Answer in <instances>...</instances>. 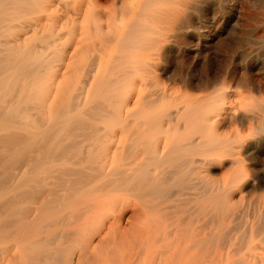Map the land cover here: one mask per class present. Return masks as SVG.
<instances>
[{
	"label": "bare ground",
	"instance_id": "obj_1",
	"mask_svg": "<svg viewBox=\"0 0 264 264\" xmlns=\"http://www.w3.org/2000/svg\"><path fill=\"white\" fill-rule=\"evenodd\" d=\"M209 3L0 0V264L122 263L149 214L151 264H264V0H243L260 65L180 98L140 79L170 78Z\"/></svg>",
	"mask_w": 264,
	"mask_h": 264
},
{
	"label": "rangeland",
	"instance_id": "obj_2",
	"mask_svg": "<svg viewBox=\"0 0 264 264\" xmlns=\"http://www.w3.org/2000/svg\"><path fill=\"white\" fill-rule=\"evenodd\" d=\"M104 17H105V15L102 18H104ZM195 18H197V16ZM201 18H202L201 21L203 22V24L201 26V34L199 36H196V35L193 36L192 35L190 38L187 39V45L186 46H185V44L181 45L179 47L180 50L176 49L170 56L167 57V59L165 57V59H164L165 61L164 60L162 61L163 63H165V65H166V67L170 73V78L167 77L166 75H164L163 73L155 70L151 73H148L144 77H141L140 79H142L141 80L142 83H144V84L148 83V85H150L152 87L156 86L159 88H164L167 91L171 92V95H173L174 97L180 98L185 93V90L183 89L184 88L183 86H185L184 83H186L187 80H190V78H191V81H187V82H191L193 84H196V82L198 83V81L200 82L201 80L206 79L207 77L214 76V75L217 77H221L223 75V73L225 72L224 68H226L225 70L227 73L225 72V75H223V77H226L234 69H237V71H241V70H245V69H250L253 66L255 67V66L260 65L262 63L261 62L262 61L261 48H262V44H263V42H262L263 39L261 36V31L257 27V24L254 23V21H255L254 17H252L249 13H246V10L243 7V0H241L240 2H236V4H235V0H222V1L221 0H212V3L207 4V6L205 7V11L203 12ZM63 20L65 23H67V21H66L67 18H64ZM249 23H251V24H249ZM77 29H79V27H77ZM63 30H64L63 31V34H64L69 29H68V27H65ZM255 32L258 34H256ZM237 33L239 36L237 35ZM252 34H254V35H252ZM236 37H238V38H236ZM243 37H246V38H244V40H243ZM234 38H236V39H234ZM238 40H240V42ZM234 50H235V52H233ZM226 52H228V53H226ZM180 65H181V67H180ZM184 67H186L185 70H182V69H184ZM180 68L182 70V73H181ZM216 70H217V72H216ZM214 72H216V73L214 74ZM176 73H178V74H176ZM197 77L199 79H197ZM171 78L175 79L176 81H173V79H171ZM213 168H211V169H213ZM211 169H209V171ZM263 169H264V163L260 167V172L262 173V179L259 181V183L258 182L254 183V186L256 184V186H255L256 189L253 188V190H254L253 192H255V193H258L259 191H262V190L264 191V185L262 184V183H264V174H263L264 171H263ZM209 171L208 170L206 171L207 177L211 178ZM217 172H219V171H217ZM255 196L256 195L252 194V195H249V196L243 198V200L250 202V203H254ZM237 197L239 198V196H236V198ZM149 217H152V222H154L153 218H155V216L153 217V216H150V214H149V216L147 217L148 220H149ZM139 220H138V222H140L141 224H142V221H144V219H142L140 221ZM148 220L146 222H143V225H145V228L143 227V225H141V227H143L146 230L148 229L150 235L153 233L152 234L153 238L151 236V240L141 239L143 234H142V236H140V234L138 232L141 233L142 231H138V230H144V229H140L141 228L140 226H139V229L137 227L138 230L135 231V234L137 232L138 234H136V235H139L140 238H139V236L136 237L135 234L129 235L128 236L129 239L133 238V235H134V238H133L134 240L131 239L128 243L126 242V244L122 246L123 250L120 248L121 246H118V248L116 249V252H117V250H119V252L122 254V256H124V255L126 256L128 254L125 257L127 259L124 262L119 263V264L130 263L129 260L131 257L133 259L132 261H134V258L137 257V255H138V251H139L138 249L140 247H142L141 249L144 248L142 250V253L144 256L142 255L143 259L141 257H138L139 259L141 258V261H143V262L139 261V263L141 262V264L142 263L146 264V261H147L149 264H151L152 258H151V260H149V257L147 255L149 253H151V251L154 250L156 245L160 246V248H163L162 245L164 244V242L166 240H160L157 243L154 242L155 236L163 234V232H164L163 228L161 226H158L156 228V231H154V227H155L156 223L153 224V226H151L152 222H150L151 220H149V222H148ZM168 222H172V220H168ZM140 223H138V225H140ZM144 223H146L147 226ZM173 226L174 225H170L166 229L169 230V229L173 228ZM136 238H137V240L139 238V240H141L140 241L141 243L139 242V244H138L137 242L139 240L137 241ZM132 241H133L134 245L132 244ZM143 243L145 246L143 245ZM190 244H191L190 241H187L183 244L184 251L186 252L185 253L186 257L188 254L191 255V251L194 254V252H193L194 249H192V247L189 246ZM125 246H127V247H125ZM131 246H132L131 250L128 249ZM134 246H135L136 250L133 251ZM186 248H190L191 251L189 249H186ZM100 251H103V252L100 253V257H98V258L100 260L99 262L102 263L105 261L106 253H105L104 249H101ZM188 251H189V253H188ZM119 252H118V254H120ZM144 252L146 254H144ZM146 257L148 258L149 261L147 260ZM125 258L122 257L123 260ZM189 258L191 260H189L187 258V260H189V261L185 262V260H186L185 259L183 262H185V264L186 263L192 264V262H190V261L193 260V256H192V258L191 257H189ZM138 260L137 261L135 260V264H138L137 263ZM132 261H131V264H133ZM194 262H195V264L198 263V261H195V260H194ZM180 264H184V263H180Z\"/></svg>",
	"mask_w": 264,
	"mask_h": 264
}]
</instances>
